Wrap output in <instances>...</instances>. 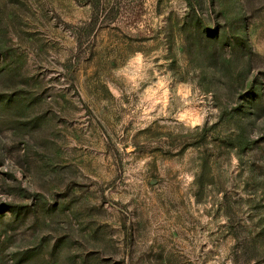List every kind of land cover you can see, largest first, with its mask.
<instances>
[{"label": "rangeland", "instance_id": "1", "mask_svg": "<svg viewBox=\"0 0 264 264\" xmlns=\"http://www.w3.org/2000/svg\"><path fill=\"white\" fill-rule=\"evenodd\" d=\"M0 264H264V0H0Z\"/></svg>", "mask_w": 264, "mask_h": 264}]
</instances>
